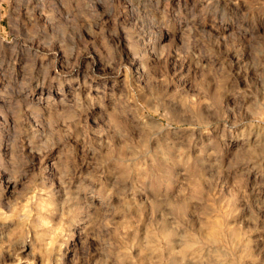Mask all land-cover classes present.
<instances>
[{
  "label": "clouds",
  "instance_id": "clouds-1",
  "mask_svg": "<svg viewBox=\"0 0 264 264\" xmlns=\"http://www.w3.org/2000/svg\"><path fill=\"white\" fill-rule=\"evenodd\" d=\"M0 264H264V0H0Z\"/></svg>",
  "mask_w": 264,
  "mask_h": 264
}]
</instances>
